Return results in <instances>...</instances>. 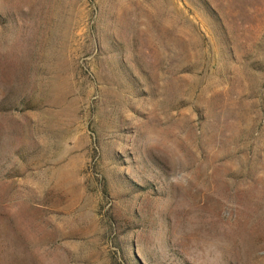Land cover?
Listing matches in <instances>:
<instances>
[{
    "label": "rangeland",
    "instance_id": "1",
    "mask_svg": "<svg viewBox=\"0 0 264 264\" xmlns=\"http://www.w3.org/2000/svg\"><path fill=\"white\" fill-rule=\"evenodd\" d=\"M0 264H264V0H0Z\"/></svg>",
    "mask_w": 264,
    "mask_h": 264
}]
</instances>
